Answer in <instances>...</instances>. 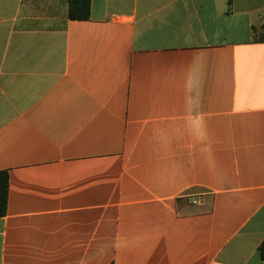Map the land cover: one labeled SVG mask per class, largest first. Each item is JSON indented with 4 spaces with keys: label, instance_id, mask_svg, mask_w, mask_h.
<instances>
[{
    "label": "crops",
    "instance_id": "obj_1",
    "mask_svg": "<svg viewBox=\"0 0 264 264\" xmlns=\"http://www.w3.org/2000/svg\"><path fill=\"white\" fill-rule=\"evenodd\" d=\"M0 0V264H264V0Z\"/></svg>",
    "mask_w": 264,
    "mask_h": 264
},
{
    "label": "trees",
    "instance_id": "obj_2",
    "mask_svg": "<svg viewBox=\"0 0 264 264\" xmlns=\"http://www.w3.org/2000/svg\"><path fill=\"white\" fill-rule=\"evenodd\" d=\"M68 17L71 20H88L91 17V0H68ZM9 194V175L6 171L0 172V218L7 214ZM259 255L264 261V242L259 248Z\"/></svg>",
    "mask_w": 264,
    "mask_h": 264
}]
</instances>
